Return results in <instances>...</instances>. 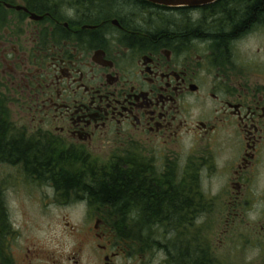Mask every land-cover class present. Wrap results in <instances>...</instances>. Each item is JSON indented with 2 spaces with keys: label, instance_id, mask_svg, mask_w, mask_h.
<instances>
[{
  "label": "flooded vegetation",
  "instance_id": "obj_1",
  "mask_svg": "<svg viewBox=\"0 0 264 264\" xmlns=\"http://www.w3.org/2000/svg\"><path fill=\"white\" fill-rule=\"evenodd\" d=\"M0 123L51 151L44 209L81 213L27 237L2 186L0 264H264V0H0Z\"/></svg>",
  "mask_w": 264,
  "mask_h": 264
},
{
  "label": "rangeland",
  "instance_id": "obj_2",
  "mask_svg": "<svg viewBox=\"0 0 264 264\" xmlns=\"http://www.w3.org/2000/svg\"><path fill=\"white\" fill-rule=\"evenodd\" d=\"M3 170L0 172V190L2 186L6 187L3 201L8 207L9 220L18 223L20 228L21 225H24V229L28 228L27 237L34 236L49 243L52 228H58L65 222L80 221L81 213L75 210L57 208L54 204L44 209L47 193L24 166L6 165ZM2 203L0 198V208L4 205ZM156 255L154 252L151 264H160V256Z\"/></svg>",
  "mask_w": 264,
  "mask_h": 264
},
{
  "label": "trees",
  "instance_id": "obj_3",
  "mask_svg": "<svg viewBox=\"0 0 264 264\" xmlns=\"http://www.w3.org/2000/svg\"><path fill=\"white\" fill-rule=\"evenodd\" d=\"M52 158L53 155L51 151L45 146L26 140L23 136L5 134L0 123V159H8L10 162L14 163L22 161L26 171L31 175H42L45 173L43 167L47 166ZM48 167H51L52 170H56L55 165L47 166L46 170ZM51 169L48 170L50 174H52ZM130 174V171L123 169L113 170L111 174H108L111 176L110 179L104 181V183H95L93 188V190L97 191L95 195L104 202L116 200L118 197L122 196L128 197L129 192L132 190L131 181L128 178ZM63 175L70 176L71 174L69 172H63L57 177ZM67 178H58L56 180V185L65 184L66 182L70 184L74 183L72 182L74 181L73 179L71 180L70 177Z\"/></svg>",
  "mask_w": 264,
  "mask_h": 264
},
{
  "label": "water",
  "instance_id": "obj_4",
  "mask_svg": "<svg viewBox=\"0 0 264 264\" xmlns=\"http://www.w3.org/2000/svg\"><path fill=\"white\" fill-rule=\"evenodd\" d=\"M148 1L154 4L168 5V6H183V5L201 6L211 3L215 0H148Z\"/></svg>",
  "mask_w": 264,
  "mask_h": 264
}]
</instances>
